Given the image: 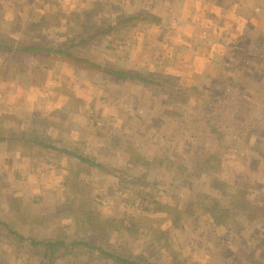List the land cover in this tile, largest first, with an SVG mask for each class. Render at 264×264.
I'll return each mask as SVG.
<instances>
[{"label": "rangeland", "instance_id": "1", "mask_svg": "<svg viewBox=\"0 0 264 264\" xmlns=\"http://www.w3.org/2000/svg\"><path fill=\"white\" fill-rule=\"evenodd\" d=\"M142 12L145 22L73 50L181 84L191 102L115 83L66 56L38 72L39 59L31 55L9 63L0 58V128L41 134L57 149L37 154L0 143V214L38 237L73 234L76 223L60 209L74 198L70 188L78 175L87 187L79 188L76 201L86 198L104 217L119 221L107 236L113 247L124 243L157 264H264L263 218L219 225L207 210L220 196L214 188L219 180L236 183L249 200L264 205V0H0V36L66 47L74 36ZM44 14L61 22L32 30ZM230 73L234 85L228 90L224 76ZM63 149L79 150L110 172L80 164ZM212 153L222 156V170L193 175L198 160ZM141 154L150 166L136 165ZM203 192L213 198L196 199ZM10 194L22 197L23 214L11 209ZM125 224L140 229L130 233ZM0 248L11 264H37L27 253L16 257ZM91 259L73 256L59 264Z\"/></svg>", "mask_w": 264, "mask_h": 264}, {"label": "trees", "instance_id": "2", "mask_svg": "<svg viewBox=\"0 0 264 264\" xmlns=\"http://www.w3.org/2000/svg\"><path fill=\"white\" fill-rule=\"evenodd\" d=\"M52 17L53 20L48 18L45 14L42 15L39 20H34L32 22L31 29L41 32L45 28L58 26L61 22V17L58 15H52ZM147 19L148 16L143 14V12L124 14L120 17L118 16L114 21L105 22L100 28L98 27L95 30H90L91 33L89 35L74 36L72 42L66 47H53L51 45L37 42H18L15 39L0 36V58L3 59L4 62L8 60L9 63L11 57L15 59L16 57H20L22 55H31L32 57L39 59V64L35 68L37 70L36 72H38L51 67V64L49 63L50 60H61L63 59L61 58L62 56H66L78 61L79 63L96 67L109 80L115 83L122 84L129 82L140 86L159 89L173 94L174 98H179L184 103L187 101L191 102L192 94L190 93L189 99V96H186L189 94L188 89L181 84L176 82L172 83L168 79L162 80L150 72L147 74L140 73L126 67H120L119 65L113 63L102 64L91 60L90 57L80 55L73 50L74 48L86 43L89 39L95 37L102 39L106 35H109L113 29L123 26H137L140 23L145 22ZM42 62L44 64H40ZM249 67L251 66L249 65ZM229 75L230 77L226 75L224 76V79L229 78V82L226 84V88L228 90L230 89L228 86L232 87L234 85L231 79L232 74L230 73ZM215 81L222 85L223 77H218ZM221 96H224V94ZM43 121L46 120L43 119ZM33 132L35 133V131ZM223 139L224 137L222 135L221 141H223ZM0 143H6V145L13 144L16 147L22 145L27 151L36 150L37 154H45L47 151H51L52 153V150L56 149L54 145L48 143L47 139L46 141L45 139H42L41 134L32 135V133L28 130L6 128L5 126L0 128ZM63 150L67 152V154H71L76 157L80 164H85V166H89L90 168L95 167L99 170L110 172V168L105 163L89 157L87 154L80 152L79 150ZM260 153H262V156L264 157V152ZM139 157L141 160L136 161V165H139L140 161H145L148 166L152 164V161L146 159L142 156V154L141 156L139 155ZM214 160L216 163H214ZM220 162L223 163L222 156L212 153L208 158L198 160L193 175L200 176L204 169L221 171L223 164ZM185 169L187 168L185 167ZM74 180L75 182L70 188L74 198L66 200L63 203L64 205L62 209H60V211H65L68 215H70L76 223L77 230L73 234H66V232H62L56 236L38 237L35 234L22 231L21 228L14 222L7 220L0 214V245H2V247L6 246L10 253L16 257L26 255L27 253L29 256L28 259L32 258L33 260H36L37 264H59L63 261H70L73 256L78 257L82 255L92 258V261L94 259H103L111 264H157L149 258L136 254L128 247V245H125L124 243H121L118 247H113L108 244L107 241L109 240H107V236L110 232L119 228V224L117 223L119 221L114 216L104 217L101 213L94 210L93 207L90 206L91 204L88 205L86 198L81 201H76V193L79 191V188L83 186L87 187V184L84 180L79 179L78 175ZM214 185H216V187H214ZM214 185L213 187L219 190L220 196L219 198H214L215 202L209 206L207 210L216 224L226 225L230 221L236 222L238 219L244 222L257 217L264 219V205L249 200L246 197L247 191L243 187L237 186L236 183L231 185L224 180H219L218 182L216 181L214 182ZM65 186H68L67 181L65 182ZM83 190L84 189L82 188V191ZM176 197H179V195ZM205 198L211 200L213 196L207 194L206 192L196 195V199L205 201ZM189 199L190 196L187 198L188 207L193 206L191 200ZM176 200L180 201L182 198H176ZM9 203L11 209L18 211L20 214L24 213L25 210L22 204V197L10 194ZM174 209H176L175 212L179 217L182 211L179 208V202L176 206H174ZM137 221L140 222L143 220ZM81 227L85 232H79ZM124 227L130 231V233H133L136 229H140V226L137 224H125ZM1 250L2 249L0 248V264H11L9 257H5ZM69 257H71V259H69ZM90 261L89 263H86L85 261L82 264H91Z\"/></svg>", "mask_w": 264, "mask_h": 264}]
</instances>
